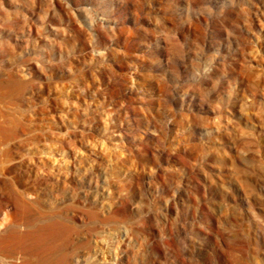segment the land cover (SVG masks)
<instances>
[{"label": "rangeland", "instance_id": "obj_1", "mask_svg": "<svg viewBox=\"0 0 264 264\" xmlns=\"http://www.w3.org/2000/svg\"><path fill=\"white\" fill-rule=\"evenodd\" d=\"M0 264H264V0H0Z\"/></svg>", "mask_w": 264, "mask_h": 264}]
</instances>
